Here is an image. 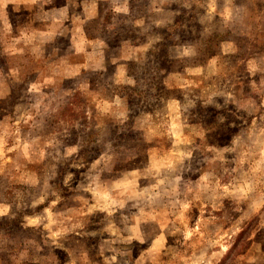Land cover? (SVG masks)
I'll return each mask as SVG.
<instances>
[{
    "label": "rangeland",
    "instance_id": "1",
    "mask_svg": "<svg viewBox=\"0 0 264 264\" xmlns=\"http://www.w3.org/2000/svg\"><path fill=\"white\" fill-rule=\"evenodd\" d=\"M241 229L223 264H264V0H0V264H218Z\"/></svg>",
    "mask_w": 264,
    "mask_h": 264
},
{
    "label": "trees",
    "instance_id": "2",
    "mask_svg": "<svg viewBox=\"0 0 264 264\" xmlns=\"http://www.w3.org/2000/svg\"><path fill=\"white\" fill-rule=\"evenodd\" d=\"M242 231H244V229L243 230L241 229L240 232H238L237 237H236V240H235L233 246L230 247V249H228V250H226L224 252V254L222 255V257L218 260V264H223L226 258L231 257V255H233V252L234 251L240 250L243 247L242 246L243 243L241 242V243H239L240 246H238V249L236 248L237 247L236 244L239 242V240L243 239V238H240Z\"/></svg>",
    "mask_w": 264,
    "mask_h": 264
},
{
    "label": "crops",
    "instance_id": "3",
    "mask_svg": "<svg viewBox=\"0 0 264 264\" xmlns=\"http://www.w3.org/2000/svg\"><path fill=\"white\" fill-rule=\"evenodd\" d=\"M45 10H43V12H44ZM57 10H55V12H56ZM34 10H31L30 12H28L29 14H27L26 16H25V18L27 17V19H26V21H36V14L34 15ZM42 12V13H43ZM65 13H66V11H65ZM32 14H33V16H32ZM31 15V16H30ZM45 19L43 20V22H45V24H49V25H51V24H54V23H59V22H61V21H63V20H60L62 17H55V19H53V20H50L49 18H47V17H44ZM48 19V20H47Z\"/></svg>",
    "mask_w": 264,
    "mask_h": 264
}]
</instances>
